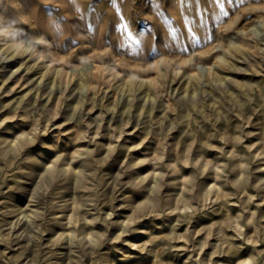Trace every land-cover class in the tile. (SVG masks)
Instances as JSON below:
<instances>
[{"label":"rangeland","instance_id":"rangeland-1","mask_svg":"<svg viewBox=\"0 0 264 264\" xmlns=\"http://www.w3.org/2000/svg\"><path fill=\"white\" fill-rule=\"evenodd\" d=\"M0 264H264V0H0Z\"/></svg>","mask_w":264,"mask_h":264},{"label":"snow or ice","instance_id":"snow-or-ice-1","mask_svg":"<svg viewBox=\"0 0 264 264\" xmlns=\"http://www.w3.org/2000/svg\"><path fill=\"white\" fill-rule=\"evenodd\" d=\"M216 2L222 6V5H223V2H224V0H216ZM229 2H231V0H229ZM243 2H244V0H241V3H243ZM224 15H225V16H227V15H228V13H227V12H225V13H224Z\"/></svg>","mask_w":264,"mask_h":264}]
</instances>
